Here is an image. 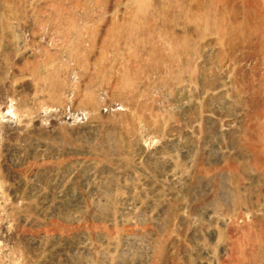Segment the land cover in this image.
Here are the masks:
<instances>
[{
  "label": "rangeland",
  "instance_id": "obj_1",
  "mask_svg": "<svg viewBox=\"0 0 264 264\" xmlns=\"http://www.w3.org/2000/svg\"><path fill=\"white\" fill-rule=\"evenodd\" d=\"M0 264H264V0H0Z\"/></svg>",
  "mask_w": 264,
  "mask_h": 264
}]
</instances>
